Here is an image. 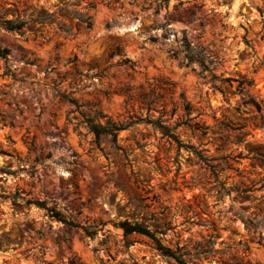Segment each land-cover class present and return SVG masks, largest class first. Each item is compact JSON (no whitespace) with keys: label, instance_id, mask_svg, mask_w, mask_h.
Wrapping results in <instances>:
<instances>
[{"label":"rangeland","instance_id":"rangeland-1","mask_svg":"<svg viewBox=\"0 0 264 264\" xmlns=\"http://www.w3.org/2000/svg\"><path fill=\"white\" fill-rule=\"evenodd\" d=\"M259 11L264 0H0V264H177L124 221L185 264H264V221L249 222L264 213V128L235 94L252 81L264 103ZM184 36L211 72L173 57ZM212 75L232 80L223 93ZM80 111L130 126L96 139Z\"/></svg>","mask_w":264,"mask_h":264},{"label":"trees","instance_id":"trees-1","mask_svg":"<svg viewBox=\"0 0 264 264\" xmlns=\"http://www.w3.org/2000/svg\"><path fill=\"white\" fill-rule=\"evenodd\" d=\"M164 1L166 2L169 0H163V2ZM259 13L263 15L264 11H259ZM14 24H15L14 21H5L4 29L7 31L19 32L23 27L22 23H19L17 26ZM8 53L9 51L7 49H0V59L7 61ZM177 56H181V58L186 62V66H189L190 64H197L202 72L204 71L211 72V69L214 68V61L212 59H209V57H206V55H204L198 49L192 47L188 43L186 36H184L183 39L178 43V53L173 54V57H177ZM231 81H232L231 79H217L213 75L210 78L211 87L214 89V91H219L220 93H223L221 88L222 86L220 84L226 82L228 83ZM252 87H254L252 81H247V80L238 81L235 94L239 95L242 98V102L240 106L243 107L250 106L257 112L258 120H259L258 126L260 128H264V103L256 101V98L250 93V89ZM61 99L64 103L75 107L76 111H79L80 107L73 99H70L64 95L61 96ZM238 109L239 107L237 108V110ZM80 114L83 117L82 123L86 124L88 131L93 133L96 139H99L100 136H110L114 141H116L118 133L130 126V124L119 125L113 123L112 121H110V119L106 118V116L102 115L100 112H95L93 116L84 114L82 112ZM101 121H103V123H100ZM147 122L152 124L156 129H158L163 136H168L169 138L175 139L173 135H170V132L163 125V121H161L160 119L149 120ZM244 127L245 126H242L241 128ZM263 221H264V213L260 220H252L249 222L253 227H257ZM70 225L73 224L70 223ZM118 226L122 229L125 236L131 234L145 236L150 239L152 244L155 246L156 250L163 257L173 259L177 264H185L181 260L182 258L181 255H177L175 252H171L169 249L162 246L160 240L155 235L156 233L151 232L147 228L143 227L141 224L124 221L120 223ZM84 231L88 235L94 234L88 232L87 229H84ZM262 241H264V238H262Z\"/></svg>","mask_w":264,"mask_h":264}]
</instances>
